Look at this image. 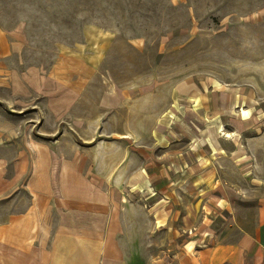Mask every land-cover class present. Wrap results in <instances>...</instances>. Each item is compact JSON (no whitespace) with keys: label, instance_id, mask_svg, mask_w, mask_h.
I'll list each match as a JSON object with an SVG mask.
<instances>
[{"label":"rangeland","instance_id":"1","mask_svg":"<svg viewBox=\"0 0 264 264\" xmlns=\"http://www.w3.org/2000/svg\"><path fill=\"white\" fill-rule=\"evenodd\" d=\"M0 29L22 44L0 58L7 175L21 146L64 132L124 151L127 171L146 179L130 198L141 213L122 232L138 264H166L184 239L254 227L264 203V0H0ZM31 67L79 82L63 116L40 93H12L10 73ZM156 174L168 176L161 186ZM18 192L10 205L27 201Z\"/></svg>","mask_w":264,"mask_h":264},{"label":"crops","instance_id":"2","mask_svg":"<svg viewBox=\"0 0 264 264\" xmlns=\"http://www.w3.org/2000/svg\"><path fill=\"white\" fill-rule=\"evenodd\" d=\"M21 47L0 29V58ZM54 68L43 75L33 67L23 73L12 71L10 87L14 95L40 93L48 111L60 117L77 101L79 82L64 81ZM6 130L9 127L0 125V138L9 136ZM66 134L21 146L10 175L6 174L8 160L0 158V264H138L137 255H128V247L136 242L123 240L122 232L130 225L131 213H141V206L130 198L138 194V185L142 188L144 175L130 174V158L124 157V151L112 155L111 144L104 139L80 146ZM164 177L168 176L162 175L161 180L151 175L150 181L159 185ZM20 188L27 201L10 205ZM166 188L162 191L169 194ZM158 211L151 213L149 224L160 219ZM138 223L136 218L131 224ZM160 258L150 264H158ZM167 258L166 264H264V203L254 227L235 239L222 236L201 244L184 239L181 251Z\"/></svg>","mask_w":264,"mask_h":264}]
</instances>
